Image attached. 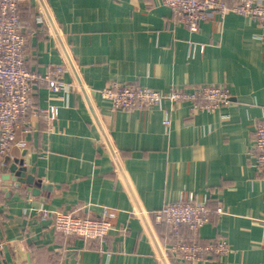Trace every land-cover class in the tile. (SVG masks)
I'll list each match as a JSON object with an SVG mask.
<instances>
[{
    "label": "crops",
    "instance_id": "1",
    "mask_svg": "<svg viewBox=\"0 0 264 264\" xmlns=\"http://www.w3.org/2000/svg\"><path fill=\"white\" fill-rule=\"evenodd\" d=\"M20 13L28 67L44 73L62 63L71 89L36 88L33 108L57 106L54 127L32 108L9 154L52 189L4 185L0 168V264H193L163 257L174 235L152 213L189 190H218L223 201V215L193 236L230 242L209 264H264V177L253 141L264 118V25L213 12L190 31L163 0H27ZM113 81L160 92L222 85L230 101L212 111L181 102L166 126L155 106L112 109L100 89ZM39 207L87 217L108 207L116 216L104 239L86 240L54 229Z\"/></svg>",
    "mask_w": 264,
    "mask_h": 264
},
{
    "label": "built area",
    "instance_id": "2",
    "mask_svg": "<svg viewBox=\"0 0 264 264\" xmlns=\"http://www.w3.org/2000/svg\"><path fill=\"white\" fill-rule=\"evenodd\" d=\"M27 0H0V168L10 158V149L17 143V129L26 123V116L33 108V94L40 85L47 86L54 93L71 89L63 74L67 71L62 63L55 64L46 72L32 70L25 62L26 38L21 21V5ZM171 9L173 17L190 31H196L200 22L207 20L213 12L223 17L232 11L247 15L264 25V0H163ZM38 22H43L41 15ZM103 97L111 102L112 109L131 111L158 107L164 111L163 124L169 125L170 111L181 102H189L193 109L215 110L230 101L229 91L222 85H195L187 88H171L160 92L152 87L113 81L100 89ZM170 107L165 108V102ZM42 115L47 131L52 130L57 119L55 104L34 107ZM254 164L264 177V118L255 125ZM218 190L207 191L200 196L189 190L176 200L166 202L152 211L155 223H166L174 235L163 246L162 255L167 260H187L193 264H209L214 257L226 255L232 250L230 242L224 237L216 241L201 242L195 239L197 229L205 223L216 220L225 212ZM215 195V196H213ZM214 201L215 205H210ZM43 219H52L54 229L67 234L78 235L84 239H104L111 228V219L116 212L104 207L98 217H87L76 211L49 210L39 207ZM182 226L188 231L187 237L180 235Z\"/></svg>",
    "mask_w": 264,
    "mask_h": 264
},
{
    "label": "water",
    "instance_id": "3",
    "mask_svg": "<svg viewBox=\"0 0 264 264\" xmlns=\"http://www.w3.org/2000/svg\"><path fill=\"white\" fill-rule=\"evenodd\" d=\"M7 162L3 168L2 174L3 184L12 185L14 188L19 187L20 184H24L26 189L33 195H38L41 190H51V183L41 180H35L34 175L31 173L30 168L23 164V161L18 159L6 158Z\"/></svg>",
    "mask_w": 264,
    "mask_h": 264
},
{
    "label": "trees",
    "instance_id": "4",
    "mask_svg": "<svg viewBox=\"0 0 264 264\" xmlns=\"http://www.w3.org/2000/svg\"><path fill=\"white\" fill-rule=\"evenodd\" d=\"M233 2V0H229V3H232ZM22 21V20H21Z\"/></svg>",
    "mask_w": 264,
    "mask_h": 264
}]
</instances>
